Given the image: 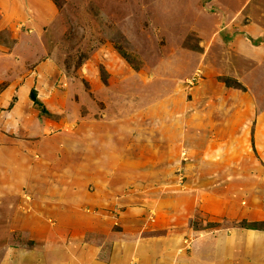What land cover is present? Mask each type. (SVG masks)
I'll return each mask as SVG.
<instances>
[{
  "label": "rangeland",
  "instance_id": "374dc122",
  "mask_svg": "<svg viewBox=\"0 0 264 264\" xmlns=\"http://www.w3.org/2000/svg\"><path fill=\"white\" fill-rule=\"evenodd\" d=\"M57 2L0 28L7 77L40 64L20 113L0 106V264H264V161L201 158L187 128L208 75L264 102L262 56L219 45L264 28V0Z\"/></svg>",
  "mask_w": 264,
  "mask_h": 264
},
{
  "label": "crops",
  "instance_id": "0c3cea01",
  "mask_svg": "<svg viewBox=\"0 0 264 264\" xmlns=\"http://www.w3.org/2000/svg\"><path fill=\"white\" fill-rule=\"evenodd\" d=\"M18 1L19 2L16 0H0V28L9 27V24L11 26V23L15 21V16L20 14L22 16L19 20H22L23 18L28 19V17L31 16L32 22H35V25H40L47 22L51 16L56 13L54 7L49 4L40 3L37 7V5H35V0ZM22 1L23 3L30 5L29 9H32V12L34 13L29 12L25 17L19 7L20 5H23ZM246 24L242 23L239 26H230L231 29L229 31L232 32L231 40L227 41V45L221 40L219 45L226 48L227 46H230L231 48L236 47L238 50L249 49L252 54H260L262 56L261 59H257V65H263L264 28L263 26L258 28V26L253 23ZM255 39H258L259 44L257 43L254 45L252 43V40ZM4 49L5 48L0 45V84H4L6 87V89L0 91V106L3 107L9 105V107L12 108V113L18 114L27 100V88L30 86L28 84H30V80L33 78L31 73L39 71L40 64L35 65L31 71L28 70L26 75L18 76L17 78L14 76L7 77L6 75L10 72H13L12 75L18 72L19 68L16 67L11 69L9 67L7 64L8 55L5 53ZM205 53L206 51H203L202 55L204 56ZM10 56L12 57L13 55L10 54ZM16 64H18L17 60ZM208 76L209 78H207V80L198 85L197 103L199 106L198 118L200 122H194L192 118L195 117V115H191L188 120V135L190 133H195V128L197 129L198 134L196 145L194 146L192 144V146L190 144V146L194 149L197 148L204 150L201 158L207 157L212 158L213 160L215 159L216 161L221 157V159H235L240 162L237 166L239 167L240 165L239 168L243 169L244 173H246V171L251 173V171H253L252 168L249 166H243V162L245 157L254 153L252 149H254L256 155L261 157L264 161V102L260 104L256 95L254 96L253 90L249 84H247L238 73L234 74V77L226 76L222 73L218 76L217 74L214 76ZM219 76L232 79L236 78L235 80L240 82V84L245 87V90L227 87L223 82L218 80ZM6 77L9 81L5 82ZM258 82L259 84H263L264 81L259 79ZM17 86L19 88L15 89L14 87ZM14 93L17 96L15 101L13 100ZM200 106L202 108H200ZM213 128L214 130H212ZM210 132L215 134L214 138L217 136L213 140L214 142L212 143V146L209 145L208 135ZM189 143L190 142H187L188 145ZM245 232H247L248 235L250 233L257 235L263 233L257 230H250V233L248 231ZM256 237L257 236L251 238L252 243H250L249 246L251 244H257L256 241H254L257 240ZM198 246L201 245H197V247ZM204 250L205 251L201 249L199 251L198 249H195L197 255L203 258L204 255H208V249ZM43 256L44 259H46L45 255ZM49 256L52 257V260L49 261H53L54 264L56 263L54 260H57L58 258L60 262L63 261L62 264H77V261H74L76 259L71 260L70 258L69 261H67L65 258L63 260L55 254H50ZM212 257V260L217 259L215 255H212ZM60 262L58 264H60ZM88 264H102V262L95 258L89 260Z\"/></svg>",
  "mask_w": 264,
  "mask_h": 264
},
{
  "label": "trees",
  "instance_id": "16d2710c",
  "mask_svg": "<svg viewBox=\"0 0 264 264\" xmlns=\"http://www.w3.org/2000/svg\"><path fill=\"white\" fill-rule=\"evenodd\" d=\"M53 2L55 4L58 3L57 0H53ZM218 80L223 82L227 87H234V86L237 87V85H238V87L241 86L242 89L244 88L241 84H239L237 82V80L229 78V77H220ZM30 98L33 101V103H35L36 105H39V101L37 99V94H36V91L34 89H32L30 92Z\"/></svg>",
  "mask_w": 264,
  "mask_h": 264
},
{
  "label": "built area",
  "instance_id": "2783aa9c",
  "mask_svg": "<svg viewBox=\"0 0 264 264\" xmlns=\"http://www.w3.org/2000/svg\"><path fill=\"white\" fill-rule=\"evenodd\" d=\"M192 80H194V78Z\"/></svg>",
  "mask_w": 264,
  "mask_h": 264
}]
</instances>
